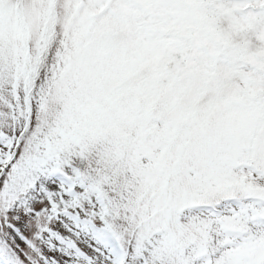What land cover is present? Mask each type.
I'll list each match as a JSON object with an SVG mask.
<instances>
[{
	"label": "snow or ice",
	"instance_id": "1",
	"mask_svg": "<svg viewBox=\"0 0 264 264\" xmlns=\"http://www.w3.org/2000/svg\"><path fill=\"white\" fill-rule=\"evenodd\" d=\"M0 264H264V0H0Z\"/></svg>",
	"mask_w": 264,
	"mask_h": 264
}]
</instances>
